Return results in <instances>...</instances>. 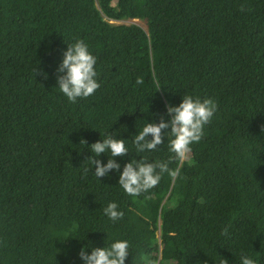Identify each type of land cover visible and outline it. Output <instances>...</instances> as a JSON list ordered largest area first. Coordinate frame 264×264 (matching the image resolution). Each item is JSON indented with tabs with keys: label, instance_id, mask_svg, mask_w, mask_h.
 Wrapping results in <instances>:
<instances>
[{
	"label": "trees",
	"instance_id": "trees-1",
	"mask_svg": "<svg viewBox=\"0 0 264 264\" xmlns=\"http://www.w3.org/2000/svg\"><path fill=\"white\" fill-rule=\"evenodd\" d=\"M77 39L100 87L70 102L54 70ZM184 94L215 104L188 159L167 137L136 152L144 119ZM106 132L128 139L121 164L179 175L138 196L96 178L88 145ZM114 239L129 241L125 264H264V0H0V264H80V244Z\"/></svg>",
	"mask_w": 264,
	"mask_h": 264
},
{
	"label": "clouds",
	"instance_id": "clouds-1",
	"mask_svg": "<svg viewBox=\"0 0 264 264\" xmlns=\"http://www.w3.org/2000/svg\"><path fill=\"white\" fill-rule=\"evenodd\" d=\"M65 45L54 70V88H57L68 101L75 102L77 98L90 96L100 87L95 68L97 57L89 51L88 44L82 39ZM34 72H38L45 80L48 78V74L42 69L35 68ZM214 112L215 104L210 99L184 94L178 104L166 103L162 114H152L156 119L152 121L144 119L141 129L136 131L135 135H131L133 137L131 143L136 152L141 153L156 149L167 137L169 151L174 153L176 158H183L191 151V145L201 140L204 126ZM127 140L117 138V132H106L103 139L100 138L88 145L91 156L87 160L91 169L94 166L93 174L96 178L110 179V172L116 174V183L120 188L128 195L138 196L141 192L156 186L163 173L167 172L172 178L179 175V168L170 169L166 161L149 162L143 157L139 159L133 157L121 164L116 157H124L129 153ZM82 141L85 146V141ZM101 154L107 157L106 162L98 158ZM103 214L113 222L123 216L115 201L106 204ZM84 238L76 240L79 242ZM129 254V241L114 239L103 247H93L90 242L82 243L76 257L80 264H125ZM151 264H156V261H151ZM220 264H228V261L221 258ZM239 264H257V260L242 253Z\"/></svg>",
	"mask_w": 264,
	"mask_h": 264
},
{
	"label": "rangeland",
	"instance_id": "rangeland-1",
	"mask_svg": "<svg viewBox=\"0 0 264 264\" xmlns=\"http://www.w3.org/2000/svg\"><path fill=\"white\" fill-rule=\"evenodd\" d=\"M126 23H131V24H136L138 26H140L141 28L145 29V24L143 21L141 20H128L125 21ZM188 159V154L186 153L185 156L182 158V160H187Z\"/></svg>",
	"mask_w": 264,
	"mask_h": 264
}]
</instances>
